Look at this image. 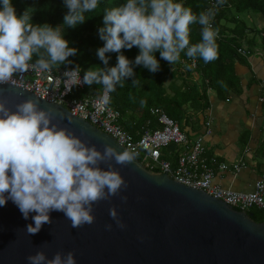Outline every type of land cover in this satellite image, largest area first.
<instances>
[{
  "label": "clouds",
  "instance_id": "1",
  "mask_svg": "<svg viewBox=\"0 0 264 264\" xmlns=\"http://www.w3.org/2000/svg\"><path fill=\"white\" fill-rule=\"evenodd\" d=\"M99 2L64 0L68 14L64 25L54 28L32 23L31 8L18 16L11 0H2L0 84L14 82V75L22 78L29 70L39 75L71 63L68 58L76 55L77 49L69 47L64 38L65 27L75 28L85 23V14L95 11ZM224 2L217 0L215 6L198 15L177 0H126L120 6L106 8L104 27L99 29L105 44L97 51L105 67L88 70L83 83L101 85L107 99L117 84L123 87L125 79L135 76L133 62L122 54L123 49L133 47L139 48L134 64L143 65L152 73L160 70L156 52L170 65L180 60L182 52L193 60L199 57L205 63L214 61L218 58V29L213 27L212 20ZM193 24L201 26V41L195 44L190 43ZM107 53L119 54L115 67H107ZM63 77L66 86L80 84L79 66L65 71ZM137 83L134 79L133 84ZM54 111L42 110L38 100L29 99L12 112L0 100V206L11 200L24 219L36 213L32 217L35 226L26 227L28 235L39 233L45 223H51L52 211L63 212L73 228L93 224V205L127 188L111 162L127 165L134 160L127 150L119 152L110 145L105 146L103 153L95 146L89 147L68 128L52 123ZM102 164H108V169H102ZM122 199L126 201L127 197ZM109 215L118 227H126L115 207L109 209ZM111 227L107 225L108 230ZM27 260L29 264H76L74 252H58L49 259L44 251H38Z\"/></svg>",
  "mask_w": 264,
  "mask_h": 264
},
{
  "label": "water",
  "instance_id": "2",
  "mask_svg": "<svg viewBox=\"0 0 264 264\" xmlns=\"http://www.w3.org/2000/svg\"><path fill=\"white\" fill-rule=\"evenodd\" d=\"M29 99L38 100L42 110L54 109L52 123L68 128L89 147L102 153L106 145L126 150L62 106L22 88L0 85V100L12 112ZM111 164L127 188L93 205V224L73 228L63 212L52 211L51 223L28 235L26 227L35 226L36 213L24 219L11 200L0 206V264H29L27 257L38 251L49 259L58 252H74L76 264H264V222H254L251 213L237 211L166 174L152 173L135 157L127 165ZM101 168L107 170L108 164ZM113 207L125 228L110 217Z\"/></svg>",
  "mask_w": 264,
  "mask_h": 264
},
{
  "label": "trees",
  "instance_id": "3",
  "mask_svg": "<svg viewBox=\"0 0 264 264\" xmlns=\"http://www.w3.org/2000/svg\"><path fill=\"white\" fill-rule=\"evenodd\" d=\"M17 15H22L31 8L32 23L37 25L49 24L52 27L64 25V17L68 14L64 0H11ZM126 0H100L99 5L92 13H86V21L75 28L65 27L64 38L69 47L77 49L76 55L68 58L66 63L53 69L74 70L80 68V75L95 67H105L99 59L97 51L105 44L100 39L99 29L104 27L103 15L106 8L117 7ZM185 7H191L194 14L205 11L210 0H177ZM2 8V0H0ZM260 15L264 21V0H225L219 6L214 19L213 27L218 29V58L205 63L202 58H196V69L190 68L192 59L181 53L180 60L170 65L156 52L155 56L160 63V70L150 72L143 65L136 66L135 58L139 55V48L123 49L122 54L133 62L135 76L123 81V87L116 85V90L109 94L108 105L121 114L120 124L126 132L135 136L144 130H155L160 127L157 116L151 110L160 109L169 118L174 120L184 131L186 118L189 112H205L208 108V89L214 90L219 98H224L236 85L232 72L233 61L242 60L237 49H243L244 44L253 48L258 45L264 55V26L251 27L240 15ZM246 17V16H245ZM201 26L191 25L190 43L201 41ZM244 43V44H243ZM248 50V48H247ZM252 50V49H251ZM109 64L117 65L118 53H107ZM35 59V58H34ZM139 81L133 84V80ZM170 81L169 85L166 84ZM102 86L85 84L80 95H99ZM185 122V123H184ZM140 161V158H137ZM251 219L256 223L264 222V209L253 208L249 211Z\"/></svg>",
  "mask_w": 264,
  "mask_h": 264
},
{
  "label": "built area",
  "instance_id": "4",
  "mask_svg": "<svg viewBox=\"0 0 264 264\" xmlns=\"http://www.w3.org/2000/svg\"><path fill=\"white\" fill-rule=\"evenodd\" d=\"M216 4L217 0H210L208 8ZM247 51L245 48L237 49L241 56H245ZM190 68H196V59L191 60ZM65 71L69 70L58 68L50 73L37 75L29 70L22 78L16 74L13 76L14 82L0 85L22 88L50 104L62 106L72 116L88 122L113 138L135 158H140L139 162L152 173L166 174L175 182L202 191L240 212L248 213L253 208L264 209V176L248 193L223 189L213 183L214 171L204 145V139L211 133L209 122L205 123L206 128L202 134L189 141L174 120L160 109L154 108L151 112L157 116L160 127L155 130H144L139 136L133 137L123 130L120 112L108 105L109 94L107 99L104 98L103 91L99 95H80L85 87L83 77L80 75V84L66 86L63 77ZM68 87H72L71 91H67ZM170 145L175 147V151L178 149L174 164L162 156V151ZM244 167L246 163L243 161L230 166L224 163L217 166L219 171L231 169L234 172H239Z\"/></svg>",
  "mask_w": 264,
  "mask_h": 264
},
{
  "label": "crops",
  "instance_id": "5",
  "mask_svg": "<svg viewBox=\"0 0 264 264\" xmlns=\"http://www.w3.org/2000/svg\"><path fill=\"white\" fill-rule=\"evenodd\" d=\"M245 16L251 27L264 26L260 15ZM243 48H248L247 54L242 60L233 61L234 89L223 99L208 89V108L202 114L189 112L183 132L192 141L209 122L211 133L204 139V145L214 171L213 183L223 189L248 193L264 176V55L258 45L251 48L244 44ZM139 135L137 132L133 137ZM164 150L162 156L174 164L178 149L175 151L170 145ZM238 161L246 163L239 172L217 168L220 163L230 166Z\"/></svg>",
  "mask_w": 264,
  "mask_h": 264
},
{
  "label": "rangeland",
  "instance_id": "6",
  "mask_svg": "<svg viewBox=\"0 0 264 264\" xmlns=\"http://www.w3.org/2000/svg\"><path fill=\"white\" fill-rule=\"evenodd\" d=\"M240 18L243 19V20L246 21V22L248 21V19L245 18V16H244L243 14L240 15ZM163 151H165V150H163Z\"/></svg>",
  "mask_w": 264,
  "mask_h": 264
}]
</instances>
